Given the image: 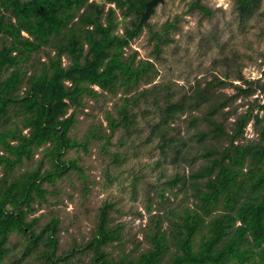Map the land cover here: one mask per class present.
Listing matches in <instances>:
<instances>
[{
	"label": "trees",
	"instance_id": "obj_1",
	"mask_svg": "<svg viewBox=\"0 0 264 264\" xmlns=\"http://www.w3.org/2000/svg\"><path fill=\"white\" fill-rule=\"evenodd\" d=\"M263 1L234 0L233 13L245 24ZM145 2L0 0V259L15 232L35 245L46 235L50 252L42 256L52 264L84 251L92 254L90 264H264V85L253 89L246 83L247 88L226 96L218 91L227 88L228 74L203 85L197 81L187 92L169 82L153 84L158 77L153 62L137 60L136 52L126 55L143 30ZM105 5L113 6L106 10ZM190 8L210 15L200 0ZM172 27L148 29L156 60ZM235 79L243 81L240 72ZM255 91L262 94L261 103L250 105L227 131L226 109ZM106 95L119 100L104 112L106 127L90 126L82 140L71 138L85 100L97 102ZM183 116L184 127L175 125ZM141 121L149 130L144 143L157 152L154 168L200 164L187 176L176 171L164 189L156 188L155 208L147 200L141 231L148 247L139 255L113 258L106 251L123 245L124 226L112 224L114 206L104 203L88 242H73L56 257L58 218L51 217L38 231L39 218L29 219L35 204L47 202L44 185L54 186L71 173L82 178L78 159H67L68 152L87 153L91 143L99 142L108 154L116 133L121 140L138 138ZM251 122L257 138L243 143ZM40 150L37 167L17 173ZM123 159L120 152L112 154L115 164ZM139 181L135 177L130 184L133 193ZM166 192L171 198L181 195L180 202L172 205Z\"/></svg>",
	"mask_w": 264,
	"mask_h": 264
},
{
	"label": "rangeland",
	"instance_id": "obj_2",
	"mask_svg": "<svg viewBox=\"0 0 264 264\" xmlns=\"http://www.w3.org/2000/svg\"><path fill=\"white\" fill-rule=\"evenodd\" d=\"M93 1L104 4V0ZM191 3L193 0H164L149 17L140 36L130 44L126 55L136 52L137 60L153 62L158 72L153 84L169 82L179 92H187L197 81L203 85L213 78L223 80L224 74L229 75L226 79L228 85L218 92L226 96L236 94L237 87L247 88V84L253 89L256 85L263 86L264 15L261 14H264V1L256 16L245 24L240 23L233 13L234 0H200V5L210 15L191 9ZM109 7L105 5L106 10ZM116 18L121 20L119 12H116ZM165 23L173 24V27L166 36L168 44L162 47L160 58L156 60L148 29L161 31ZM122 26L124 23L121 22ZM63 64L66 65L67 61L63 60ZM238 72L243 77L242 82L235 79ZM148 87L150 85L141 89ZM261 98L260 91H255L250 97H239L234 101L226 109L230 114L223 121L227 131L232 128L238 115L247 111L250 105L260 104ZM118 102V96L112 98L108 95L97 102L86 99L85 107L75 114L77 123L69 136L82 140L90 126L101 124L105 128L104 112L112 111ZM184 118L181 117L175 125L184 127ZM139 127L140 135L132 140H121V133H116L108 147V154L101 151L99 142L91 143L87 153L68 152L65 156L67 159H78V166L83 169L82 178L71 173L54 186L44 185L48 192L47 202L35 204V211L29 219L39 218L35 227L38 231L51 217L58 218L56 257L69 250L73 242L80 246L88 242L96 224L97 210L104 203L114 206L115 211L110 215L112 224L124 226L123 245L117 247L114 244L106 249L111 257L128 253L137 256L148 247L141 231L148 218L144 208L147 200L152 199V208H155L159 202L156 188L164 189L163 183L176 171L179 175L187 176L191 168H197L200 163L191 168L187 165L178 169L170 165L154 168L157 152L152 144L144 143L149 132L146 122L141 121ZM243 137V143L256 140L252 122L245 128ZM119 140L125 141L124 147L118 146ZM115 152H120L123 163H113L112 154ZM41 158L40 150L31 161H24L17 173L37 167ZM135 177L140 181L133 193L130 184ZM165 196L170 198L172 205L178 204L182 198L181 195L171 198L167 192ZM45 239L46 235L35 245L26 235L10 233L0 264H52L42 256V253L50 252ZM91 256L90 252L84 251L58 264H90Z\"/></svg>",
	"mask_w": 264,
	"mask_h": 264
},
{
	"label": "water",
	"instance_id": "obj_3",
	"mask_svg": "<svg viewBox=\"0 0 264 264\" xmlns=\"http://www.w3.org/2000/svg\"><path fill=\"white\" fill-rule=\"evenodd\" d=\"M164 0H150L144 5V11L140 14L139 25H145L155 8L162 4Z\"/></svg>",
	"mask_w": 264,
	"mask_h": 264
},
{
	"label": "flooded vegetation",
	"instance_id": "obj_4",
	"mask_svg": "<svg viewBox=\"0 0 264 264\" xmlns=\"http://www.w3.org/2000/svg\"><path fill=\"white\" fill-rule=\"evenodd\" d=\"M148 1H150V0H147V2H148ZM147 2H145V3H147ZM145 3H144V5H145ZM163 3H164V1H163ZM163 3H162V4H163ZM160 5H161V4H160ZM111 6H113V5H111ZM111 6H110V7H111ZM158 6H159V5H158ZM142 12H143V11H142ZM142 12H140V14H141Z\"/></svg>",
	"mask_w": 264,
	"mask_h": 264
}]
</instances>
